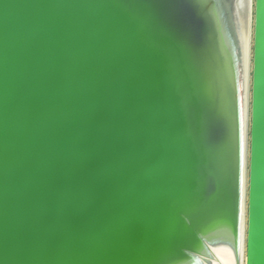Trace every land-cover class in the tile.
<instances>
[{"label":"water","instance_id":"water-1","mask_svg":"<svg viewBox=\"0 0 264 264\" xmlns=\"http://www.w3.org/2000/svg\"><path fill=\"white\" fill-rule=\"evenodd\" d=\"M221 16L0 0V264H193L223 226L240 239L245 37ZM253 51L247 252L264 263V0Z\"/></svg>","mask_w":264,"mask_h":264},{"label":"rangeland","instance_id":"rangeland-1","mask_svg":"<svg viewBox=\"0 0 264 264\" xmlns=\"http://www.w3.org/2000/svg\"><path fill=\"white\" fill-rule=\"evenodd\" d=\"M220 4V7L222 9V16H221V24L224 28V31L226 32V36L231 43H235V38H234V30L237 32L239 29L240 31L244 28V25L239 19V13L241 9V5L244 7L247 6V1L241 3L242 0H216ZM249 1V0H248ZM233 8H235V11H233ZM242 11V10H241ZM251 12V10H250ZM255 17H256V0H253V39H254V34H255ZM233 19H235V24L233 23ZM248 18V15L245 13V19L244 24L246 23V20ZM246 42L245 38L239 39V42L237 44H234L233 48V56L236 58V64L238 65L237 72H236V78L239 82L240 89H239V94L242 97L243 92L245 91V83H244V77H245V72L247 70V100L245 103L247 104V107L249 108L250 105H252V73H253V57H254V43L252 42L251 38V26L250 24L248 25V28L246 29ZM252 46V47H251ZM246 47V61H247V67L244 69V55L242 54L245 51ZM252 68V69H251ZM250 69V70H249ZM251 85V86H250ZM250 92V94H249ZM251 103V104H250ZM241 109L243 110L244 108V100H242L241 104ZM247 108V109H248ZM249 110V109H248ZM247 121H246V127L251 126V115L249 116V111L247 112ZM248 150H246V141H245V152H244V168H243V202H242V219L240 218L239 222V227L238 230L240 232V239H238L237 236H234L233 233V227L229 224L225 225L230 229L231 234H233V237L230 239L234 241V246H232L231 250V258L229 259L230 263L224 262L223 261V255L218 252L219 250V244L216 243L217 239H219V235L211 234L210 236L208 235V239L210 242H204L206 243V249L201 253H196L199 254L200 258H206L208 260L207 264H257V262L254 260H250L248 257V252H247V236H248V225H249V209H248V203H249V185H246V178H247V172L249 173V165L248 164ZM241 217V216H240ZM207 235V234H206ZM215 236V237H214ZM238 240V241H237ZM215 241V242H214ZM196 254H193L196 255ZM194 260H198V258L194 256ZM179 264H186V262L182 261ZM195 264V263H193ZM264 264V263H261Z\"/></svg>","mask_w":264,"mask_h":264},{"label":"bare ground","instance_id":"bare-ground-1","mask_svg":"<svg viewBox=\"0 0 264 264\" xmlns=\"http://www.w3.org/2000/svg\"><path fill=\"white\" fill-rule=\"evenodd\" d=\"M245 1H247V6L244 7V5L243 6L241 5V9H240V13H239L238 17H239V19H241V21L244 25V29H243L244 32L243 33H244V37H245V42H246V36H247L246 35V29L248 28V25L250 24V26H251V38H252V42L254 43V39H253V31L254 30H253V18H252V16H253V0H249V1L248 0H242L241 3L243 2V4H244ZM250 10H251V12H250ZM233 11H235V8H233ZM245 13L248 15V18L246 20V23L244 24L243 18L245 19ZM232 20H233V23L235 24L236 20H234L233 18H232ZM237 32H238V30H237ZM237 32H235L236 36L238 35ZM247 39H248V36H247ZM246 50L247 49L245 47V55H244V59H245V62H244L245 67L244 68L245 69L247 67V61H246L247 52H246ZM244 80H245L244 81V83H245V91H244V98H245L244 99V152H245V141H246V150H248L247 154H248V164H249V162H250V133H249L250 126H248V128L246 127V121H247L246 116H247L248 111H249V116L250 115L252 116V113H251V105L248 108L247 104L245 103V101L247 100V70L245 72ZM249 94H250V92H249ZM247 175L248 176L246 178V185L248 186L249 185V173L248 172H247ZM243 186H244V184H243ZM248 189H249V187H248ZM247 198H249V194H248ZM214 233H215V235H219V239H217V241H216V243H218L220 245L219 246L220 251H218V252L220 253V255L221 254L223 255L222 257H223L224 262L228 261V263H230L229 259L232 257L231 252H233L231 250V248H232V246H234V241L230 239L231 237H233V234H231L232 232H230V229L227 226H223L222 228L218 229L217 231H214ZM194 256H195V259H196V257L198 258V260H196L194 262L195 264H207L208 260L206 258H200L199 254H196ZM257 264H261V263L257 262Z\"/></svg>","mask_w":264,"mask_h":264}]
</instances>
